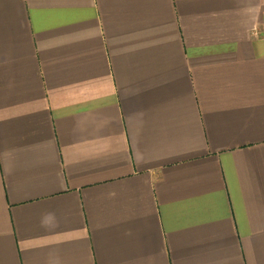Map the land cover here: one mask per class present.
Wrapping results in <instances>:
<instances>
[{
    "label": "crops",
    "instance_id": "crops-1",
    "mask_svg": "<svg viewBox=\"0 0 264 264\" xmlns=\"http://www.w3.org/2000/svg\"><path fill=\"white\" fill-rule=\"evenodd\" d=\"M0 264H264V0H0Z\"/></svg>",
    "mask_w": 264,
    "mask_h": 264
}]
</instances>
